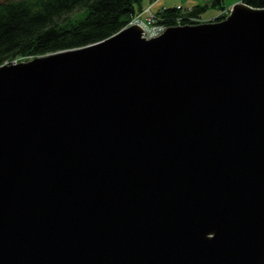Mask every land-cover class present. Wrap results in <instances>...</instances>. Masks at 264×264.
Instances as JSON below:
<instances>
[{
	"label": "water",
	"instance_id": "obj_1",
	"mask_svg": "<svg viewBox=\"0 0 264 264\" xmlns=\"http://www.w3.org/2000/svg\"><path fill=\"white\" fill-rule=\"evenodd\" d=\"M229 7L0 64V264H264V6Z\"/></svg>",
	"mask_w": 264,
	"mask_h": 264
},
{
	"label": "trees",
	"instance_id": "obj_2",
	"mask_svg": "<svg viewBox=\"0 0 264 264\" xmlns=\"http://www.w3.org/2000/svg\"><path fill=\"white\" fill-rule=\"evenodd\" d=\"M143 1V0H142ZM0 0V64L14 58L44 55L85 45L112 35L153 0ZM264 6V0H242ZM138 2V8L135 3ZM223 7L222 0H208ZM206 3L189 6L162 5L155 21L166 25L197 22ZM83 9L84 15L71 19L69 13ZM223 9V8H222ZM219 11L211 19H219Z\"/></svg>",
	"mask_w": 264,
	"mask_h": 264
},
{
	"label": "rangeland",
	"instance_id": "obj_3",
	"mask_svg": "<svg viewBox=\"0 0 264 264\" xmlns=\"http://www.w3.org/2000/svg\"><path fill=\"white\" fill-rule=\"evenodd\" d=\"M147 2L146 0H141V3H143V2ZM187 1H190L188 4H190V3H193V2H199V3H206V6L203 8V10H201L200 12H199V16H198V18L200 19L199 21H204V20H209V18H211L213 15H215L216 13H218L219 11H221V12H223V14L225 15L226 13H227V10H228V8H230L229 6H230V4L233 2V1H236V0H222V4H223V9L221 8V7H219V6H216V5H210L209 3H208V0H153L152 1V3L149 5L150 7H149V9L151 8L152 10H156V9H158L159 7H161L162 5H163V3L162 2H164V4L165 5H174L175 6V4H176V2H178L177 4H179V3H185V2H187ZM138 2H136L135 3V7L136 8H138V4H137ZM149 4V3H148ZM183 5H186V4H183ZM147 6V5H146ZM146 6H144V7H146ZM187 7V6H186ZM153 12V11H152ZM156 12V11H155ZM155 12H154V17H155ZM146 13H148V11H145L144 13H143V15L141 14V16H142V19H144V15H147V18H145V19H148V14H146ZM136 14H138V13H136ZM135 14V15H136ZM68 15H70V18L71 19H74V17L75 18H79V17H81L82 15H84V12H83V9H80L79 8V10H75V11H73V12H71V13H69ZM133 17V16H132ZM131 17V18H132ZM130 20V19H129ZM145 21H147V20H145ZM131 23H138V25L142 28V25L140 24L141 22L140 21H134V22H131ZM131 23H129V24H131ZM197 23V22H196ZM128 24V23H127ZM127 24H125V25H127ZM124 25V26H125ZM123 27V26H122ZM163 28H165V27H162L161 29H159V30H157V31H160V33H161V31L163 30ZM142 30H143V28H142ZM156 34H158V33H155V34H153V35H156ZM144 35H145V33H144ZM153 35H150V36H153ZM146 36V35H145ZM30 58H32V57H30ZM26 59H28V58H25V57H23V56H20L19 58H14L13 59V61H11V62H17L18 60L20 61V60H26ZM6 63H8V61H5Z\"/></svg>",
	"mask_w": 264,
	"mask_h": 264
},
{
	"label": "built area",
	"instance_id": "obj_4",
	"mask_svg": "<svg viewBox=\"0 0 264 264\" xmlns=\"http://www.w3.org/2000/svg\"><path fill=\"white\" fill-rule=\"evenodd\" d=\"M152 3V2H151ZM150 3V4H151ZM148 4L146 7H144L142 10L139 11L138 14L134 15L127 23H131V22H134V21H140L141 25H142V28H143V33H145L147 36H150V35H153L155 33H160V31H157L159 29H161L162 27H164V24L162 23H159L157 21H155V17H154V10H152L151 8L149 9V5ZM145 11H148V19H145L147 18V15H144V19H142V16L141 14L143 15V13ZM153 11V12H152ZM147 20V21H145ZM164 29V28H163Z\"/></svg>",
	"mask_w": 264,
	"mask_h": 264
},
{
	"label": "crops",
	"instance_id": "obj_5",
	"mask_svg": "<svg viewBox=\"0 0 264 264\" xmlns=\"http://www.w3.org/2000/svg\"><path fill=\"white\" fill-rule=\"evenodd\" d=\"M190 1H187V2H185V3H179V5H181V6H189L190 4H188ZM163 3V6L165 5L164 4V2H162ZM178 2H176V4H177ZM183 4H186V5H183Z\"/></svg>",
	"mask_w": 264,
	"mask_h": 264
},
{
	"label": "bare ground",
	"instance_id": "obj_6",
	"mask_svg": "<svg viewBox=\"0 0 264 264\" xmlns=\"http://www.w3.org/2000/svg\"><path fill=\"white\" fill-rule=\"evenodd\" d=\"M146 35V34H145ZM146 37H148L147 35H146Z\"/></svg>",
	"mask_w": 264,
	"mask_h": 264
}]
</instances>
